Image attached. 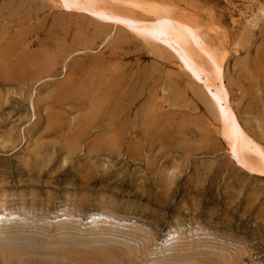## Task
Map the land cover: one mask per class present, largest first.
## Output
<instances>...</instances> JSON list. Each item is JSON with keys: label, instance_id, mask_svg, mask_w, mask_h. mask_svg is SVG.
I'll return each instance as SVG.
<instances>
[{"label": "rangeland", "instance_id": "1", "mask_svg": "<svg viewBox=\"0 0 264 264\" xmlns=\"http://www.w3.org/2000/svg\"><path fill=\"white\" fill-rule=\"evenodd\" d=\"M135 1L197 28L264 149V0ZM161 44L60 0H0V264H264V177Z\"/></svg>", "mask_w": 264, "mask_h": 264}, {"label": "bare ground", "instance_id": "2", "mask_svg": "<svg viewBox=\"0 0 264 264\" xmlns=\"http://www.w3.org/2000/svg\"><path fill=\"white\" fill-rule=\"evenodd\" d=\"M60 1L67 10H85L104 23H122L141 38L161 42L172 48L181 66L195 82L202 86L210 104L215 108L221 121L220 134L229 144L236 165L249 174L264 177V149L241 127L229 103V93L223 81L221 58L198 34L197 28L195 29L190 23L173 18L166 9L146 2L125 0L145 9L155 17L137 18L136 15L117 14L100 6L95 0ZM5 215L0 213V222L6 218ZM9 215L12 216V214Z\"/></svg>", "mask_w": 264, "mask_h": 264}]
</instances>
